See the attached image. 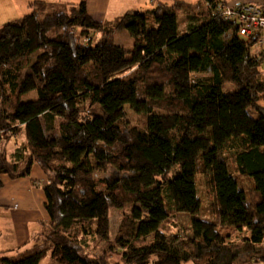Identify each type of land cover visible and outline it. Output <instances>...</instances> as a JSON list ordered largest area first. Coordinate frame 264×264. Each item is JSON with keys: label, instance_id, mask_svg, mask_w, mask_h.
I'll return each mask as SVG.
<instances>
[{"label": "trees", "instance_id": "16d2710c", "mask_svg": "<svg viewBox=\"0 0 264 264\" xmlns=\"http://www.w3.org/2000/svg\"><path fill=\"white\" fill-rule=\"evenodd\" d=\"M202 2L200 14L159 4L101 24L84 1H37L0 27V147L25 138L11 162L0 155V177L26 178L35 164L48 218L41 249L19 260L0 252V264H264V56L215 14L219 0ZM121 31L131 50L114 43ZM227 82L237 91L224 93ZM111 210L122 212L114 234ZM99 243L104 252L90 254Z\"/></svg>", "mask_w": 264, "mask_h": 264}, {"label": "rangeland", "instance_id": "374dc122", "mask_svg": "<svg viewBox=\"0 0 264 264\" xmlns=\"http://www.w3.org/2000/svg\"><path fill=\"white\" fill-rule=\"evenodd\" d=\"M62 3L66 4V7H65L66 10H69L70 8H75L76 6H74V5H77V4H74L72 2H66V1L62 2ZM219 3L220 4H219L218 8L216 9L215 14L217 16H219L224 21L227 20V21H232V22L236 23L238 36L240 38H242V40H244V41L253 42V45H254L253 49H252L253 50V54H252L253 58L263 57L264 56V6L260 5V4H257V3L230 4L226 0H219ZM175 4H177V3H175ZM57 5L61 6L59 4H56L55 6H57ZM182 5H184V4H182ZM236 6L237 7L238 6H244V7L250 6L252 8V11L254 12V15H253L254 17L250 18L249 20H242V18L239 16L238 13L237 14H233V16L230 17L226 13L227 9L230 8L232 10H235ZM154 8H152V9H154ZM182 8H184V7H182ZM197 9H198L197 11L199 12V14L205 11L206 6L202 2V0H199V7H197ZM14 10L16 12L18 11L17 9H14ZM28 11H29V9L23 14L20 11L21 12V17L24 14H26ZM184 11H185V9H181L180 7L176 8V13H177V16H178L177 28H178V34L180 36L186 34V22H185V19H184V17H185ZM228 18H231V20H228ZM11 21H14V20H11ZM11 21H8V22H11ZM248 25H249V27H247ZM245 27H247V28H245ZM83 42H84V40H83ZM114 43L116 45L123 46V47H125L128 50H131L132 47H133V41H132V39L130 38L129 34L126 31L117 32V34L114 37ZM263 66H264V62H263ZM256 73H257L258 76H259V73H260V75L263 78V80H261V81L264 82V67H262L261 65H258V67H256ZM258 80H260V79H258ZM237 87L238 86L236 84L231 83V82H227V83H225L223 85L222 90H223L224 93H233V92L237 91ZM32 97H33V93H30V94H28V95L23 97V101L32 99ZM258 104L260 106L264 107V100L259 101ZM253 116H255V115H253ZM129 117H130V119L133 120V122H135V119H134V117L132 115L129 114ZM24 139L25 138L23 137L20 141H16L15 140L14 144H9L7 147H4V146L0 147V155L5 154L7 161L11 162V155L13 154V152L18 147H20V145H23L25 143ZM228 161H229V158H228ZM33 167H36V170L38 168L35 164L33 165ZM33 167H31V169H30V175L28 177H26V178H22V180L39 181L42 178L43 174L40 175V176L36 172H33L31 174V171H32ZM40 171H41V173H43L42 170H40ZM229 172H230V175L233 176L236 179V181L238 182L239 189L242 188L245 191L246 190L248 191L249 187L252 186L251 179L248 178V177L241 176L239 174V172L237 171L236 167L231 162H230V165H229ZM0 178H1V181H2V187H1V189H2L3 186H4V180L6 178H8V176L7 175H2ZM202 178H203L202 176H198L197 177L198 198H199V201H200V204H201L199 215L201 217H208L209 216V211H210V208H211L212 196H211V194L209 193V191L207 190V188L205 186V183H204V180H203L204 178L203 179ZM17 180H20V179H16V180H13V181H17ZM42 180H44L43 181V183H44L45 180H46L45 176L43 177ZM34 183H36V182H34ZM35 185H36V187L35 186L34 187L36 189H37L38 185L40 186V184H37V183ZM24 191H26V189ZM36 201H37V194H36ZM34 202H35L34 200L30 199L26 195L24 198H20L19 204L17 202H14L13 206H12L13 208L10 211L17 212V210L15 209V207L17 205H19L20 207L24 206L26 209H29L30 204L34 203ZM26 214L27 215L30 214V211H26ZM121 217H122V212H120L118 210H111L110 211L111 233L114 234L116 232V230H117V228H118V226L120 224ZM176 219H177L176 221L178 222V224H180L184 229L191 228V219H190V217L188 215L179 214V215H176ZM25 228H26V231L29 232V233L32 230L29 226H26ZM8 231H11V229H9V228L5 229V226L0 224V235H1L0 236V248H4L6 250L11 246L12 240H13L12 235L9 234ZM171 231L174 232L173 229ZM236 243H237L238 246H241L240 243H238V242H236ZM91 246H93V245H91ZM41 247H42V241L41 240H39V241H36V240L35 241H31V243L27 244L22 250L19 251V253H16V254H13V255H11L12 254L11 253L10 255H7V257L12 258V260H17V259L19 260L22 257H26V256H29V255L33 254L34 252L38 251V249H41ZM105 249H106V247H104V244H100L99 243L97 248H93L92 249L93 251H89V252L92 255H100L102 252H104ZM258 249H259V251L260 250L261 251L264 250V241H263V244L261 246H259ZM86 251H88V250H85V252ZM5 253L6 252H4V254ZM257 255L258 254H256V256ZM256 256L253 253H249L247 255L243 254L239 258L240 259L239 261L240 262H245V261L249 262V261H251V259H253L252 257H256ZM111 263H113V261H111ZM41 264H55V263L51 262L49 260V258H47V259L43 260L41 262Z\"/></svg>", "mask_w": 264, "mask_h": 264}, {"label": "crops", "instance_id": "0c3cea01", "mask_svg": "<svg viewBox=\"0 0 264 264\" xmlns=\"http://www.w3.org/2000/svg\"><path fill=\"white\" fill-rule=\"evenodd\" d=\"M37 1L59 4L61 6L66 5L62 3L65 1L74 4L84 1L86 3L88 15L94 21L102 24L114 22L126 12H144L159 4L172 5L181 3L190 7H199V0H0V26L8 21L20 19L21 12L22 14L25 13L28 10V6ZM226 1L230 4L257 3L264 6V0ZM14 9L18 11L16 12ZM33 172H36L39 176L43 174L39 168L36 170V167H33L31 174ZM43 177L44 174L39 181H26L22 180V178L17 181H11L7 178L4 180V186L0 190V224L4 225L5 229H11L8 233L12 235L13 240L11 246L7 250L0 248V252H6V255L19 253L27 244L34 241V238L37 240L36 238H38V234L43 229V226L48 225V218L43 209L45 203L44 195L40 190V186L44 181L42 180ZM33 182L40 184V186L38 185L36 189L32 185ZM25 189L26 191H24ZM26 195L35 201L30 204L29 209L17 205L15 207L17 212L10 211L13 208V203L17 202L19 204L20 198H24ZM26 211H30V214L27 215ZM26 226L32 229L30 233L26 231Z\"/></svg>", "mask_w": 264, "mask_h": 264}, {"label": "built area", "instance_id": "2783aa9c", "mask_svg": "<svg viewBox=\"0 0 264 264\" xmlns=\"http://www.w3.org/2000/svg\"><path fill=\"white\" fill-rule=\"evenodd\" d=\"M226 13L232 17L233 14H239V16L242 18V20H249L250 18H253L254 12L252 11V8L250 6H236L235 10L227 9ZM236 18V17H235ZM234 19V18H233ZM228 20H231V18H228ZM249 27V25L247 26ZM245 27V28H247Z\"/></svg>", "mask_w": 264, "mask_h": 264}, {"label": "bare ground", "instance_id": "6f19581e", "mask_svg": "<svg viewBox=\"0 0 264 264\" xmlns=\"http://www.w3.org/2000/svg\"><path fill=\"white\" fill-rule=\"evenodd\" d=\"M98 23V22H97ZM8 179V178H7ZM9 180V179H8ZM44 200H45V197H44Z\"/></svg>", "mask_w": 264, "mask_h": 264}]
</instances>
